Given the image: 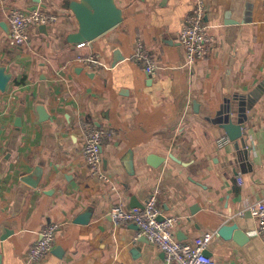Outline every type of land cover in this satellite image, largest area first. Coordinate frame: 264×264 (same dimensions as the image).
I'll return each mask as SVG.
<instances>
[{
	"label": "crops",
	"instance_id": "obj_1",
	"mask_svg": "<svg viewBox=\"0 0 264 264\" xmlns=\"http://www.w3.org/2000/svg\"><path fill=\"white\" fill-rule=\"evenodd\" d=\"M115 1L124 21L79 46L68 42L78 28L64 0H0V67L12 75L0 90V264H27L51 224L61 227L40 264H170L140 242L135 224L110 216L118 204L144 206L156 191L161 217L177 218V241L217 233L206 251L217 264H264V240L253 235L248 212L264 201V0H206L215 46L193 68L180 43L190 0ZM35 6L57 20L12 46L10 11ZM138 40L161 66L156 75L134 61ZM240 98L249 105L244 141L219 147L227 134L218 112L227 107L237 122ZM88 127L108 132L103 171L112 184L86 163ZM89 209V224H76ZM223 225L248 239L224 240Z\"/></svg>",
	"mask_w": 264,
	"mask_h": 264
},
{
	"label": "built area",
	"instance_id": "obj_2",
	"mask_svg": "<svg viewBox=\"0 0 264 264\" xmlns=\"http://www.w3.org/2000/svg\"><path fill=\"white\" fill-rule=\"evenodd\" d=\"M192 6L191 15L185 20L180 33V43L185 48L186 64L193 68L199 61L205 59L215 46V38L206 25L208 7L206 0H190ZM10 37L9 42L14 47H21L30 43V30L33 27L49 25L57 20V17L43 10L24 11L12 9L9 13ZM84 44H80L82 46ZM134 61L141 65L149 75H156L161 66L152 59L150 51L141 40L136 43ZM78 62L87 67H97V61L92 57H79ZM108 132L97 127L86 128L83 154L93 176L104 183L112 184L111 178L103 171L102 146ZM231 143L228 136L218 140V146L223 147ZM241 183V181H240ZM156 191L144 204L143 208L133 207L125 209L122 204L114 206L110 216L116 225L135 224L139 228L138 238L144 237L151 244L157 246L166 255L170 264H217L206 254L209 244L217 233L206 232L191 243H181L174 236V225L177 218L168 217L160 219L162 212L158 203ZM249 214L257 223L252 232L254 236L264 240V201L252 204L248 208ZM60 224H51L40 233V239L36 241L27 253V264H40L52 253L55 237L60 230Z\"/></svg>",
	"mask_w": 264,
	"mask_h": 264
},
{
	"label": "water",
	"instance_id": "obj_3",
	"mask_svg": "<svg viewBox=\"0 0 264 264\" xmlns=\"http://www.w3.org/2000/svg\"><path fill=\"white\" fill-rule=\"evenodd\" d=\"M35 1L37 3L40 2V0ZM62 7L70 11L77 21V31L68 36V42L74 45L90 43L124 21V12L118 7L115 0H64ZM37 8L38 6H35L31 11ZM40 28L45 29L46 26L42 25ZM11 78L12 75L7 73L5 67H0V90L2 92L7 90ZM260 87L264 91V81ZM252 97L254 98V94H252ZM253 98L250 97V99ZM240 100L242 108L239 110L237 122L232 119V112L227 107H222L218 112V124L225 130L227 136L233 142L244 141L243 129L249 105L244 99L240 98ZM38 112L41 119H48V114L44 107L38 108ZM137 205L140 208L144 207L141 204H135V206ZM92 216L93 211L89 209L84 214L79 215L75 223L87 225L91 221ZM160 219L163 220L164 218L161 217ZM136 227L138 228L137 225ZM218 235L226 241L234 240L240 245L248 239L246 234L238 229L237 225L221 226L218 229ZM140 242H147V239L143 237ZM206 254L209 256L208 252Z\"/></svg>",
	"mask_w": 264,
	"mask_h": 264
}]
</instances>
